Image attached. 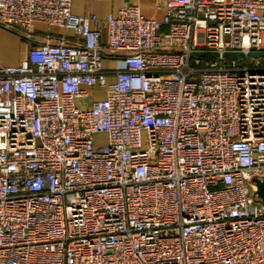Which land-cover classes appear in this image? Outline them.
Here are the masks:
<instances>
[{"label": "built area", "instance_id": "2783aa9c", "mask_svg": "<svg viewBox=\"0 0 264 264\" xmlns=\"http://www.w3.org/2000/svg\"><path fill=\"white\" fill-rule=\"evenodd\" d=\"M71 7L0 0L75 38L0 60V264H264V57L194 54L264 51V0Z\"/></svg>", "mask_w": 264, "mask_h": 264}, {"label": "crops", "instance_id": "0c3cea01", "mask_svg": "<svg viewBox=\"0 0 264 264\" xmlns=\"http://www.w3.org/2000/svg\"><path fill=\"white\" fill-rule=\"evenodd\" d=\"M156 0H72L71 11L75 15L96 14L100 18H105L108 14H115L125 3H132L139 7L143 16L155 20H162L164 9L155 10ZM94 27V25H92ZM105 34L104 26H100ZM32 32L40 37L59 41L65 38L64 42L74 44L73 32L63 28L51 26L47 27L41 23H35ZM38 42L29 41L14 32L0 25V60L6 64H17L28 55L31 46ZM103 66L106 70L123 68V61L120 54L112 53L111 50H104ZM114 80L113 74L108 75L107 81ZM91 93H99L102 97V90L93 89Z\"/></svg>", "mask_w": 264, "mask_h": 264}, {"label": "water", "instance_id": "95a60500", "mask_svg": "<svg viewBox=\"0 0 264 264\" xmlns=\"http://www.w3.org/2000/svg\"><path fill=\"white\" fill-rule=\"evenodd\" d=\"M0 25L4 28L14 32L15 34L29 40V41L38 42V43L48 42L50 44H59L60 43L59 41H56L53 39L47 40L46 38L40 37L38 35L27 34L25 32L20 31L19 29L15 28V27L9 26L7 24H3L1 22H0ZM68 45H73V44H68ZM155 51H158V50H155ZM111 52L115 53V54H120V55L129 53V52H117V51H111ZM194 54L196 56H199V57H207V58H216V57L221 56L222 58H224L225 60H228V61L241 60V59H244L246 57L253 58V59H258V58L264 57V51H250L246 54H244L243 52H240V51H228V52H224L221 55H219L217 52H213V51H196V52H194ZM258 186H259L258 193L262 197L263 204H264V179H263L262 183L258 184Z\"/></svg>", "mask_w": 264, "mask_h": 264}, {"label": "rangeland", "instance_id": "374dc122", "mask_svg": "<svg viewBox=\"0 0 264 264\" xmlns=\"http://www.w3.org/2000/svg\"><path fill=\"white\" fill-rule=\"evenodd\" d=\"M207 59H209V58L204 57V58H203V61H205V60H207ZM244 62H245V59H241V60H239L238 63H239V64H242V63H244ZM102 137H103V136H100L99 139H103ZM101 141H102V140H101Z\"/></svg>", "mask_w": 264, "mask_h": 264}]
</instances>
